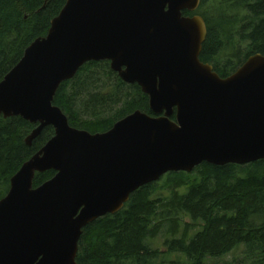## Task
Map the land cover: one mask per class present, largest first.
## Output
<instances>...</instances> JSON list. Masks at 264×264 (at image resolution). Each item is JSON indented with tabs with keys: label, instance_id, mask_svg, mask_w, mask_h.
<instances>
[{
	"label": "water",
	"instance_id": "water-1",
	"mask_svg": "<svg viewBox=\"0 0 264 264\" xmlns=\"http://www.w3.org/2000/svg\"><path fill=\"white\" fill-rule=\"evenodd\" d=\"M200 0H66L0 82V116L53 137L10 179L0 200V264H77L83 230L120 212L138 189L203 163L264 160V55L220 78L199 56L207 31ZM108 62L148 98L101 134L70 127L53 105L64 82ZM175 116L174 121L171 120ZM55 175L33 188L36 174Z\"/></svg>",
	"mask_w": 264,
	"mask_h": 264
},
{
	"label": "trees",
	"instance_id": "trees-1",
	"mask_svg": "<svg viewBox=\"0 0 264 264\" xmlns=\"http://www.w3.org/2000/svg\"><path fill=\"white\" fill-rule=\"evenodd\" d=\"M65 2L0 0V82L25 49L46 36ZM183 16L203 19L207 35L199 60L220 78L249 57L264 55V0H200L196 12ZM53 105L70 127L90 134L105 133L136 111L154 116L139 87L123 83L108 62L85 64L60 85ZM36 127L0 116V200L10 179L54 135L47 127L28 147L25 140ZM54 175L36 174L33 188ZM159 237L165 250L151 248ZM239 247L244 248L241 263L264 264V160L246 166L203 163L191 173H170L138 189L120 212L83 230L76 263L155 264L180 253L186 261L170 264H205Z\"/></svg>",
	"mask_w": 264,
	"mask_h": 264
},
{
	"label": "rangeland",
	"instance_id": "rangeland-1",
	"mask_svg": "<svg viewBox=\"0 0 264 264\" xmlns=\"http://www.w3.org/2000/svg\"><path fill=\"white\" fill-rule=\"evenodd\" d=\"M161 185V184H159ZM151 248L152 249H157V250H165L163 247V240L161 237H159L157 240L152 241L151 243ZM244 258V248L239 247L236 250H233L231 253L226 255L223 258L220 259H208L205 264H243L241 263V260ZM161 260L163 258L161 257ZM166 262H161L160 260L157 261L155 264H170V262H185L186 258L180 253H173L169 257L165 258ZM168 262V263H167ZM244 264H251L250 262H244Z\"/></svg>",
	"mask_w": 264,
	"mask_h": 264
}]
</instances>
